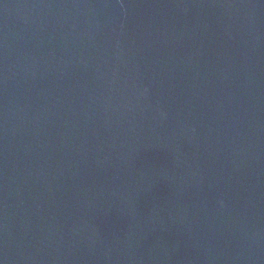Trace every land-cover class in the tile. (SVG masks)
<instances>
[{
  "label": "water",
  "instance_id": "95a60500",
  "mask_svg": "<svg viewBox=\"0 0 264 264\" xmlns=\"http://www.w3.org/2000/svg\"><path fill=\"white\" fill-rule=\"evenodd\" d=\"M0 264H264V0H0Z\"/></svg>",
  "mask_w": 264,
  "mask_h": 264
}]
</instances>
